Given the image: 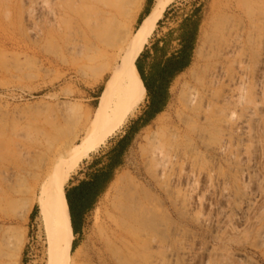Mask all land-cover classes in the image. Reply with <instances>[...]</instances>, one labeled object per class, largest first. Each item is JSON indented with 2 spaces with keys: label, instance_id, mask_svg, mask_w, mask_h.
Wrapping results in <instances>:
<instances>
[{
  "label": "rangeland",
  "instance_id": "obj_1",
  "mask_svg": "<svg viewBox=\"0 0 264 264\" xmlns=\"http://www.w3.org/2000/svg\"><path fill=\"white\" fill-rule=\"evenodd\" d=\"M45 1L0 0V264L6 261L17 234L22 242L18 264H49L33 184L50 158L63 149L65 140L73 139L81 129L89 104L96 106L102 83L94 82L92 57L85 59L92 53L87 44L94 42L107 54L115 50L108 40L103 44L107 38L100 28L104 26L103 10L107 13L110 7L108 13L117 15V6L125 12L132 7L129 2L134 3L120 0L116 6L118 0H110L119 9L114 13L115 8L108 7L106 0L105 7L99 0ZM154 1H140L136 26ZM85 3L87 12L82 8ZM94 10L102 13L94 15ZM94 17H99L96 26L91 21ZM116 17L118 22L123 16ZM186 17L197 22L195 38L188 66L168 86L160 111L164 122L154 126L155 114L146 124L137 123L138 129L118 157L110 181L85 213L80 232L73 234L74 264H264V0H170L143 49L152 50L157 45L171 54L178 46V28ZM87 18L93 26H88ZM86 26L93 27L92 31ZM96 27L103 30V41ZM201 30L206 35L204 57L195 63L193 51ZM74 43L80 48L72 47ZM231 90H235L232 95ZM184 98L191 103L187 99L186 104ZM147 106L146 94L136 110L82 158L65 182L63 195L65 189L106 164V153ZM54 124L58 126L55 130ZM154 148L167 169L161 164L157 168L152 161ZM166 171L169 173L164 174ZM121 173L145 187L156 206L161 205L160 210L140 200L143 212L153 207L149 217L135 213L137 218L129 221L131 228L123 230L116 227L120 217L113 206L120 195L110 190L114 176ZM24 201L27 209L22 206ZM111 232H121L126 248L117 243L111 244L114 251L106 247Z\"/></svg>",
  "mask_w": 264,
  "mask_h": 264
},
{
  "label": "bare ground",
  "instance_id": "obj_2",
  "mask_svg": "<svg viewBox=\"0 0 264 264\" xmlns=\"http://www.w3.org/2000/svg\"><path fill=\"white\" fill-rule=\"evenodd\" d=\"M48 1H50V0H48ZM67 1L70 2V0H67ZM71 1H73V0H71ZM79 1H82V0H79ZM83 1H85V0H83ZM88 1H91V0H88ZM88 1H87V3H88ZM95 1H96V3H98V0H94V2ZM101 1H102V4H100ZM119 1L120 0H118L117 4H115L116 6L119 5L118 4ZM133 1H134L133 4H131L132 2L131 3L129 2V4L132 7L130 9H127L128 8L127 7L125 12L123 9H121L122 8L121 6H117V7H120V12H119L118 11L119 9L115 5L111 4L112 3L111 1L108 2L106 0V2L109 3V5H107V6L108 7L110 5H111V7L113 6L115 8L113 10L114 13L119 12L117 15H120V17L122 15L123 17H122L121 21L117 22V17H116L117 15H115L113 13L109 14L110 12L108 13L110 7L109 8L107 7L108 8V11H107L108 14L106 12L104 13V10H103V14L105 17L103 15H102L103 17L98 15V16L103 18V25L104 26L100 27V28L101 29L103 28L106 31V33H104L103 30L100 31L101 29L99 30L98 27H96V28H98V30H99L98 32H100L99 36L103 32L104 34H102V35L103 36L105 35V37H107L106 40L104 41L105 43L103 42V44H106L107 40L111 44H114L113 47L115 50L112 53L107 54L106 52L103 51V49L99 48L98 45L94 42L87 44L90 46V48H92V49L88 48L89 51L92 50V53H91L92 55L87 54L88 57H87V55H85L87 57L85 59H87V61H90L91 60L90 58L92 57L91 61L93 62V65L91 63H89V64L92 65L91 69H92L94 82L101 81V83H102V88H101L100 94L98 96V101H97L96 106L94 108L92 107L93 104H89L90 105L89 108H87L85 110V123L83 124L81 129L76 133V135L73 137V139L68 138V140H65V145H64L63 149L59 150L56 154L53 155L52 158H50V160L46 164L44 170L37 176V178L35 179V183L33 184L37 188V190L34 193V197H33V199L36 202V206H37V220H38L40 226L43 228V231L45 232V236L47 237L46 239L48 242L49 264H74L73 263V257L75 255V249H72V241L74 239V235L72 233L68 207L66 205V202H65V199L63 196V191H62V188L65 185V182L67 181L71 172H74L75 168L78 166V164L82 160V158L85 157L91 150H93L97 146H99L100 143H102L103 140L110 133H112L124 121L125 118H127L130 114H132L136 110V108L142 103V101L144 100V97L146 95V89H145V87H144V85L140 79V76H139L138 71H137L136 66H135V60L138 57V55L140 54V52L142 51V49H143L145 43L147 42L149 36L153 32L154 27L156 25V22H157L159 16L161 15L164 7L166 6V4L170 0H155L153 5H152L150 12L143 18V20L138 24V26L135 25V23H136L135 13L138 10V7H139L141 0H133ZM62 2L65 3L66 1L65 2L62 1ZM99 2H100L99 3L100 5H103L104 4L103 2H105V1L99 0ZM106 2H105V4H107ZM81 3L79 2L80 6H81ZM115 3H116V0H115ZM129 4H128V6H130ZM62 5L65 6L66 3H65V5L64 4H62ZM76 5H73V7L74 8L76 7L77 9H79L80 6L78 5L79 7H77ZM86 5H87L86 3H85V5L82 4L83 10H84ZM89 5H91V6H89L90 8L94 9V4L90 3ZM68 6L70 8L71 5L69 4ZM105 6L103 5V7H105ZM89 7H87L88 14L91 13V10L89 9ZM66 10H68L67 6H66ZM115 10H116V12H115ZM84 11L87 12L86 10H84ZM84 11H83V14H85ZM111 11H112V9H111ZM121 11H123L122 14H120ZM79 12H80V10H79ZM92 12H93V10H92ZM94 12H95L94 15H96L98 13H102L101 10H98V12H97V10H94ZM72 13H75V11L73 10ZM88 14H85L84 16H86V15L88 16ZM65 15H66V13H65ZM75 15L80 17V15H77V14H75ZM89 16H92V14H90ZM136 16H137V14H136ZM92 18L93 17H91V19ZM95 18L97 19L99 17H94V19ZM80 19L83 22L85 20L82 17ZM94 19L91 21H94L93 22V23H95L94 26H96L95 21H98V19L97 20L96 19L94 20ZM90 20L89 21L86 20L85 22H88V24H89ZM99 21H100V19H99ZM98 23H100V22H98ZM84 24H86V23H84ZM88 24H86V25H88ZM91 24H89L88 26L89 27L93 26V24L92 25ZM77 25H76V28H77ZM88 26H86L87 30L92 31L93 27L88 29ZM77 30H81V29L77 28ZM94 30H97V29H94ZM81 32H83V31H80V35H83V34H81ZM94 32L97 33V31H94ZM88 34H90V33H88ZM93 35L95 37V33H93ZM97 36H96V38H97ZM100 37H99V39L103 38V37H101V38ZM105 37H104V39H105ZM99 39L97 41H99ZM104 39H102V41ZM85 41H88V40L85 39ZM196 41H197V45L193 51V58H192V60H194L195 63L204 57V51L203 50H204V46H205V42H206V35H205L204 31H202V30L199 31V35H198V38ZM78 44L74 43V46H72V47H75L77 50V48H80L79 46L76 47V45H78ZM70 45H71V43H70ZM72 45H73V43H72ZM84 48L86 49L85 46L83 47V49ZM88 49H86V50L88 51ZM76 50H74V51H76ZM78 50H80V49H78ZM82 50H80V51H82ZM76 53H78V52H76ZM88 59H90V60H88ZM240 69H239V72H241ZM192 71H193V69H192ZM242 74H240V75H242ZM242 87H243V85H242ZM226 90L228 91V89H226ZM234 91L231 90L232 93L230 92V94L232 95L233 93H235ZM242 93H244V92H242ZM237 94H238V92H237ZM189 95L188 96L191 98L195 97V96H191V94H189ZM239 96H240V94H239ZM232 97L234 98V96H232ZM184 99L187 100L186 98H184ZM243 99L245 100V98H243ZM243 99H242V101H243ZM188 100L190 102V99H188ZM188 100L186 101V104H188L187 103ZM229 103H231V102H229ZM246 109H248V108H245V110ZM251 111L252 110H250V114H251ZM220 112H222V111L220 110ZM230 112H232V111H230ZM222 113H224V112H222ZM227 115H229V114H227ZM182 121H183V119H182ZM240 121H238V122H240ZM163 122H164V116H163V114L158 112L156 114V117L154 118L152 124L154 126H157V125L162 124ZM241 123H243V122H241ZM55 125L56 124H54V128H52L54 130H55ZM51 127H53V126H51ZM242 127H243V124H242ZM58 129H60V128H58ZM57 131H59V130H57ZM160 134H159V136H160ZM154 135H155V133H154ZM145 136H146V134L144 135V137ZM170 136H172V135H170ZM66 141H68V142H66ZM150 142H152V141H149V143ZM5 145H6V143H5ZM153 145H154V142H153ZM161 145H160V147H161ZM7 146H5L4 148H7ZM138 146H140V145H138ZM155 146H157L156 143H155ZM220 148H222V147H220ZM154 149H152L153 151L151 152V155H150L152 158V161L157 163L156 164L157 168H158V164H159V167H160V164H161V166L164 167L165 162L161 163L162 159L158 158L160 156V154L157 152L158 148L155 150ZM214 149H216V148H214ZM143 150H144V148H143ZM217 150H218V148H217ZM142 152H144V151H142ZM161 153H162V151H161ZM175 155L176 154H174V157H175ZM142 156H143V154H142ZM167 158H169V157H167ZM155 163H153L154 164L153 166H155ZM165 165L167 166V164H165ZM170 166L172 167L171 164H170ZM147 167H148V163H147ZM165 169H167V168H165ZM162 170L163 169H161L160 172L158 170L159 174L162 172ZM167 172L169 173V171H166V173H164V174H167ZM161 175L162 174H160V176ZM110 190L113 192L119 193V195H120L118 202L116 204H114L115 203L114 202L113 206H115V209H116V211H118L119 217H120V218H118L120 220L117 219V216L114 217L118 221L116 224V227L120 225V228L122 230L124 229V227L126 228L129 225V221L132 222V219L137 218V216H139V215H140L139 217H141L142 215H143L142 217H149L148 211H149L150 207L148 208V210H146V212H148L146 215V212L145 211L143 212L144 207L142 208L140 205L143 201L139 202L140 200H144L146 204L151 202V204L153 203V204H155V206L157 203V202L156 203L154 202L155 201L153 199L154 197L152 198V195L150 194V192L145 187H143L141 184H136L128 176V174H122L121 173V174L115 175L114 179L112 180V182L110 184ZM245 191L246 190H244V192ZM114 199H115V197H114ZM26 200H27V203H29L32 200V198L29 201H28V199H26ZM146 201H149V202H146ZM24 202H25V204H24L25 206L24 205H22V206L25 207L24 209H27L26 207L28 204H26V201H24ZM153 204H152V206H153ZM158 205L156 207L159 208L161 205H159V206ZM148 206H151V205L149 204V205H147V207ZM155 206H153V207L156 208ZM153 207H151L150 210ZM159 209L161 210V207ZM154 210H157V209H154ZM157 212H158V210H157ZM135 213H137L138 215L136 216ZM144 213L146 216L144 215ZM150 213H151V211H150ZM155 213L156 212L154 211V214ZM110 214H108L109 217H110ZM151 214H153V213H151ZM164 215L166 216V214L163 213V216ZM133 216H136V217H133ZM138 219H140V218H138ZM151 220H154V218L152 217ZM149 221H150V218H149ZM149 221L147 222L148 225H149ZM108 222H110V221H108ZM139 222H140V220H139ZM147 226H144V227H147ZM150 226H153V225L151 224ZM128 227L131 228L130 226H128ZM111 230H112V228H111ZM125 230H127V229H125ZM139 230H137V231L139 232ZM116 231H117V229H116ZM101 232H103V231L100 230V234H101ZM116 233H118V232H116ZM15 235H13V236H15ZM19 235L17 234V236H16L17 238L15 237L14 242L12 243V246H11L12 248H10L11 251L9 252V254L6 255V261L2 264H18V257H19L21 244H22L21 236L19 237L20 239L18 238ZM121 235H122L121 232L119 234H115V233L113 234L112 233L111 241L109 240L110 238H107V236H106V238H107L106 239L107 244L105 243L106 247H110V250L113 249V251H114V247L111 244L117 243V246H118V244L120 245L118 247L126 248L124 241H122L123 236H121ZM140 235H141V233H140ZM100 238H102V236ZM113 239L115 241H112ZM125 239H126V236H125ZM97 240H98V238H97ZM103 241H104V239H103ZM125 242H126V240H125ZM127 243H128V241H127ZM100 245H101V242H100ZM128 245H129V243H128ZM96 246H98V245H96ZM115 248H117V247H115ZM98 251H99V249H98ZM107 251H109V248ZM109 252L112 253L111 251H109ZM115 252H117V251H115ZM98 257H100V256H98ZM111 257L114 258L113 255ZM105 261H106V259H105ZM121 262H123V261H121ZM129 262L132 263V261H129ZM126 263H127V261H126Z\"/></svg>",
  "mask_w": 264,
  "mask_h": 264
},
{
  "label": "trees",
  "instance_id": "obj_3",
  "mask_svg": "<svg viewBox=\"0 0 264 264\" xmlns=\"http://www.w3.org/2000/svg\"><path fill=\"white\" fill-rule=\"evenodd\" d=\"M147 12L145 11L144 15ZM192 20V17H186L180 23L179 34L176 37L178 46L171 54H167L164 47L158 48L157 45H153L152 50L154 53L151 49L145 48L136 58L135 66L148 97L147 110L136 120L127 134L106 153L108 159L103 167L89 173L85 179L70 189H65L63 196L69 209L73 234L78 233L83 215L91 208L96 197L110 181L112 170L119 164L118 157L125 150L130 138L138 129L137 123L144 125L161 111L167 98V89L170 82L188 66L197 26V22ZM141 58H147L145 70L141 66ZM148 59H151L150 62H148ZM34 210L35 208L31 215Z\"/></svg>",
  "mask_w": 264,
  "mask_h": 264
},
{
  "label": "crops",
  "instance_id": "obj_4",
  "mask_svg": "<svg viewBox=\"0 0 264 264\" xmlns=\"http://www.w3.org/2000/svg\"><path fill=\"white\" fill-rule=\"evenodd\" d=\"M147 59V58H146ZM146 59H140V63H141V66H142V68H143V70H145V68H146V62H147V60ZM141 79V78H140ZM68 211H69V209H68ZM85 215V214H84ZM84 215H83V217H82V219L84 218ZM71 222V221H70ZM81 226H82V223H81V225H80V227H79V231H78V233L80 232V229H81ZM71 228H72V225H71ZM72 233H73V231H72ZM78 233H76V234H78ZM76 234H74V235H76Z\"/></svg>",
  "mask_w": 264,
  "mask_h": 264
}]
</instances>
